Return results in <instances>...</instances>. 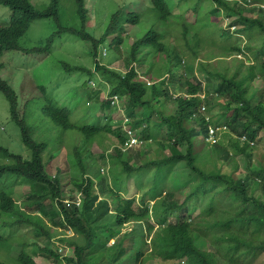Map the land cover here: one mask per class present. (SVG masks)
Wrapping results in <instances>:
<instances>
[{
	"label": "trees",
	"instance_id": "16d2710c",
	"mask_svg": "<svg viewBox=\"0 0 264 264\" xmlns=\"http://www.w3.org/2000/svg\"><path fill=\"white\" fill-rule=\"evenodd\" d=\"M139 2L144 6L137 11L138 0H108V12L97 18V0H46L40 6L0 0L11 14L0 25V56L4 51L50 55L54 38L68 33L89 43L83 48L93 69L63 60L60 68L109 86L105 99V83L75 88V109L83 105L86 112L74 119L45 86L34 82L37 92L27 97L0 75L8 117L28 153L0 144V186L11 175L28 187L22 201L13 189L0 190V264H37V256L53 264H256L264 258V164L253 167L251 151L264 134L262 0L174 1L184 6V20L193 3L197 9L211 3L209 12L235 17L236 34L224 31L216 61L209 45L195 46L201 42L190 38L186 20L174 22L179 18L168 0ZM95 18L98 25H90ZM45 19L56 29L42 46L22 48L19 41L32 23ZM126 26L138 29L128 32ZM176 28L192 57L169 43ZM255 37L260 40L254 43ZM115 62L123 70L112 67ZM114 96L143 142L124 152L126 133L116 122ZM217 105L221 111L213 114ZM88 106L100 111L96 120ZM111 133L116 140L110 151L103 143ZM94 144L102 147L103 164L89 155ZM59 148L68 173L59 167L52 176L46 160ZM237 156L247 160L248 173L239 174ZM48 224L72 231L59 238L67 253L53 246ZM127 224H133L129 231L115 228ZM19 230L39 231L46 244L38 246L36 238L29 245L30 236ZM16 241L21 250L11 258Z\"/></svg>",
	"mask_w": 264,
	"mask_h": 264
},
{
	"label": "rangeland",
	"instance_id": "374dc122",
	"mask_svg": "<svg viewBox=\"0 0 264 264\" xmlns=\"http://www.w3.org/2000/svg\"><path fill=\"white\" fill-rule=\"evenodd\" d=\"M34 5L40 6L43 5L46 0H30ZM100 2V6L95 4L96 10L95 16L97 18L100 16V12H105L106 7L105 4L108 0H97ZM110 1V0H109ZM121 1V0H116ZM136 6V10L140 11L144 6L141 2H139ZM170 2L172 12L175 16H178V20L174 22H184L186 20L190 32V38H196L200 40L201 44H195V46H199L202 48V45H209V51H214L217 53L216 56L212 59V61H216L218 59V47L221 46V40L226 38L224 32L225 30L236 34V29L238 27L232 26V20L235 19L231 18L228 19L223 15L216 14L214 12H209L213 9L211 3H205V5L201 4L197 9L196 6L190 4V12L185 13V20L184 17L181 18V13L184 11V6L177 7L175 4L176 0H168ZM194 2V1H191ZM208 2V1H207ZM90 2L89 4H91ZM175 3V4H173ZM189 3V2H187ZM260 4V3H257ZM256 4V5H257ZM261 5L264 7V0H262ZM189 7V8H190ZM94 8V9H95ZM132 10V9H130ZM99 11V12H97ZM108 12V10L106 11ZM91 15L94 14L91 12ZM11 14L10 10L6 7L0 5V25H6L8 20L10 19ZM98 21H90V25H98ZM54 23L52 20L45 19V20H37L32 23L30 29L28 30L27 34L19 41V44L24 49H31L37 48L42 46L45 39L55 30ZM128 32L137 31L138 28L126 26ZM134 38V35H131ZM169 43L173 46L178 47L183 54L187 57H192V52L186 46L185 40L181 35V29L176 28L175 34L169 35L167 37ZM244 40L243 44L246 43ZM260 40L258 37L254 38V43ZM248 41V40H247ZM217 42L218 45L213 44ZM52 53L50 55H42V52L38 53H25V52H18V51H4L2 56H0V66H4L0 69V75L3 77H7L10 80L8 81L10 84L16 85L17 88L21 89V92L25 94V96L30 97L31 93H36L37 90L35 88V83L45 86L48 92L54 96L57 100H59L63 105L69 107L73 112V118L79 119L84 115L83 105H80L79 110L75 109V102L73 97H75V88L81 91V86L83 83H87V87L91 89H97L100 86V83L104 84L105 82H100V78L97 81L91 80L87 77L86 73L82 72H71L66 73L61 68V61H65L67 63L73 65H81V66H90L93 69V65L91 64V59L87 52L84 50V45L89 47V43H84L82 45L81 41H79L75 36L68 34V33H61L56 38H54L52 42ZM202 54V50L199 51ZM108 56V55H107ZM240 57V56H239ZM198 60L201 59L197 57ZM242 58V57H241ZM227 61H231L230 58H227ZM112 67L118 68L119 70H123L121 63L115 62ZM99 76V75H98ZM202 78V75H201ZM13 82V83H12ZM35 82V83H34ZM100 82V83H99ZM255 84L257 86L261 85L260 81H256ZM104 89L102 93V98H106L107 93L109 92V86L104 84ZM76 90V91H77ZM76 100V99H75ZM92 106V105H90ZM88 110V114L91 116L92 120L95 119V111L96 115H99V110L91 108ZM203 109V107H202ZM213 114H219L221 111V107L219 105L214 106ZM9 112H8V103L5 99V96L2 92H0V144L8 147L9 149L19 152L23 154V156H27L28 153L25 151V147L22 145L20 138H19V131L16 125L9 119ZM101 120V123L104 124V117ZM117 118L118 115H117ZM118 124H124L123 121H116ZM110 139L106 140L103 143V146L107 147V150L111 151L112 144L116 140V135L111 133L109 135ZM252 151V165L253 167L257 168V165L264 164V134L260 133V138L256 142L255 147L251 150ZM89 155H92L93 159L98 164H103V154H102V147L98 144H94L91 148V152ZM105 158V157H104ZM66 155L64 154V150L59 148L58 150L52 151L51 158L47 159L46 162L48 163V169L52 176L56 173L57 168L65 167L64 172L68 173V163L66 162L65 166ZM236 160L239 163V174L244 175V173H248L247 169V160L243 156H237ZM106 171H107V167ZM6 175L3 179V183L0 186L1 189H13L14 194L13 196L22 201L24 196L27 194L28 187L17 180H14ZM69 186V185H67ZM131 192H133L134 187L133 184L130 183ZM177 189V185H176ZM49 232L53 233V241L58 240L62 236H70L64 229H56L48 224ZM133 227V224H127L122 227H115L118 231H129ZM28 230H19L17 233L25 235L27 234ZM29 240L26 242L30 245L35 242L37 238L40 240V244H46L45 237L39 231L31 232V234H27ZM19 238V237H18ZM24 239V238H22ZM25 240V239H24ZM16 241L13 244L12 252L9 254V257L16 258L21 250V245L18 244ZM30 250H35V247H30ZM37 264H53L52 261L45 259L44 257H36ZM11 263V262H10ZM256 264H264V258H260Z\"/></svg>",
	"mask_w": 264,
	"mask_h": 264
},
{
	"label": "built area",
	"instance_id": "2783aa9c",
	"mask_svg": "<svg viewBox=\"0 0 264 264\" xmlns=\"http://www.w3.org/2000/svg\"><path fill=\"white\" fill-rule=\"evenodd\" d=\"M112 105L116 106L118 108L117 115L120 116L121 121H123L124 124L121 123V126L123 127V130L126 133V139L122 145V150L126 151L129 148L135 147L137 145L143 144L142 140L136 135L134 130L129 125V119L124 114V107L122 106L119 97L114 96L112 97L111 101ZM204 109V108H203ZM213 129H210V135H212ZM211 138V137H210ZM213 138V137H212ZM245 139V137H243ZM67 250V247L65 245H61V248L59 249L60 253H64ZM66 255V254H65Z\"/></svg>",
	"mask_w": 264,
	"mask_h": 264
},
{
	"label": "clouds",
	"instance_id": "9594fccd",
	"mask_svg": "<svg viewBox=\"0 0 264 264\" xmlns=\"http://www.w3.org/2000/svg\"><path fill=\"white\" fill-rule=\"evenodd\" d=\"M107 98V97H106ZM115 113H117V110L115 111ZM118 117H119V121H121V118H120V116L118 115ZM142 140V139H141ZM121 150H122V146H121ZM123 151V150H122ZM124 152V151H123ZM75 204L77 205V206H80V204H81V195H80V193H75ZM65 202H69V201H65ZM68 234H70V235H72V231L71 230H67L66 231ZM62 237H64V236H62ZM52 244H53V246H57L59 249L61 248V245H65L64 243H62V242H60L59 241V238H58V240H56V241H53V239H52ZM66 246V245H65ZM67 247V246H66ZM68 252V250H66L64 253H67Z\"/></svg>",
	"mask_w": 264,
	"mask_h": 264
}]
</instances>
